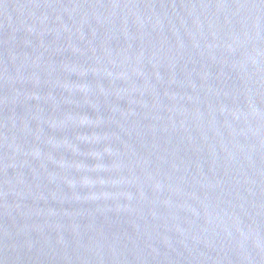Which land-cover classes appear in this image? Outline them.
Segmentation results:
<instances>
[{"label":"water","instance_id":"95a60500","mask_svg":"<svg viewBox=\"0 0 264 264\" xmlns=\"http://www.w3.org/2000/svg\"><path fill=\"white\" fill-rule=\"evenodd\" d=\"M0 264H264V0H0Z\"/></svg>","mask_w":264,"mask_h":264}]
</instances>
